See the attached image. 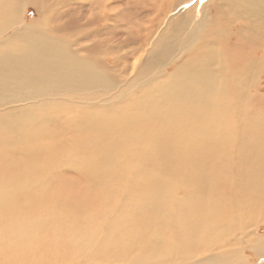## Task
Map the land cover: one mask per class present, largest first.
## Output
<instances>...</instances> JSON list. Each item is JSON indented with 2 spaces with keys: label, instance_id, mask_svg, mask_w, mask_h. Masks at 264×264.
<instances>
[{
  "label": "bare ground",
  "instance_id": "obj_1",
  "mask_svg": "<svg viewBox=\"0 0 264 264\" xmlns=\"http://www.w3.org/2000/svg\"><path fill=\"white\" fill-rule=\"evenodd\" d=\"M185 1L0 0V264L264 257V0Z\"/></svg>",
  "mask_w": 264,
  "mask_h": 264
},
{
  "label": "rangeland",
  "instance_id": "obj_2",
  "mask_svg": "<svg viewBox=\"0 0 264 264\" xmlns=\"http://www.w3.org/2000/svg\"><path fill=\"white\" fill-rule=\"evenodd\" d=\"M195 5L199 6V8H200L201 7L200 0H187V1L183 2L179 7H177L175 11H178V10H180L182 8L187 9V10H192V9H194ZM165 6H166V4H164V7ZM33 15H34V12L32 10H30L26 14V22H29V20H31L33 18ZM251 36H252L253 39H254V37L256 39H259L261 37V36H257V31H255V28L251 29ZM67 136H68V134H67ZM90 185H91V188H92L93 185L92 184H90ZM90 189H88V191ZM176 196L178 198H180L182 196V191H178L176 193ZM93 206H95V208L98 209L99 204H97V205L93 204ZM68 207L69 206L66 204V209ZM88 207H90L89 204H88ZM96 209H95V211L98 212V210H96ZM90 212H92V211L90 210ZM248 221H249V218H246V223L247 224H248ZM239 222H243L244 223V218L241 219V220L239 218H237L235 220L236 224H238ZM70 223L71 222H69V224ZM226 223H227V221H226ZM257 235L264 236V226H261L259 228V232H258ZM262 251L264 252V249H262ZM263 252H261V253H263ZM261 253H258V254L260 255ZM256 254H254V253H252V252H250V251H248L247 249L244 248L243 251L237 252L235 255H233V254L229 255L228 258H226V259L218 260L217 262H215V264H264V257H261V258L257 259L258 256ZM140 255H142V254H140ZM138 257H139V255H135V256L131 257L129 259L128 263H131L132 261H136L138 259Z\"/></svg>",
  "mask_w": 264,
  "mask_h": 264
}]
</instances>
